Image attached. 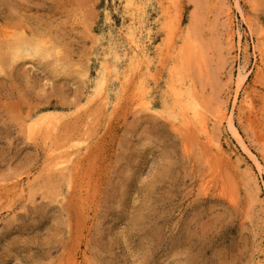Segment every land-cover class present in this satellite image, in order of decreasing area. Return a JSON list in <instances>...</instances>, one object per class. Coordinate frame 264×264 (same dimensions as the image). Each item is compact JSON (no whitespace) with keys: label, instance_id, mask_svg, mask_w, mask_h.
Segmentation results:
<instances>
[{"label":"rangeland","instance_id":"374dc122","mask_svg":"<svg viewBox=\"0 0 264 264\" xmlns=\"http://www.w3.org/2000/svg\"><path fill=\"white\" fill-rule=\"evenodd\" d=\"M237 1L241 12L234 0L138 1L148 44L165 63L155 62L146 76L154 103L168 94L167 66L177 61L176 54L173 62L168 56L181 46L183 31L197 41L199 54L182 71L183 81L213 113L211 131L230 154L219 161L160 113L135 111L126 99L112 111L85 103L93 84L80 72L88 63L95 78L103 39L94 36L105 28L104 9L116 25L131 17L121 12L120 0H0V38L8 29L23 30L55 45L64 60L0 63V264H264V36L258 38L264 0ZM240 64L244 77L237 85ZM115 83L110 93L128 97L130 90ZM247 93L253 123L238 116ZM224 104L261 171L217 115ZM43 108L70 118L57 133L30 138L28 115ZM68 136L75 145L62 147ZM85 146L66 192L50 167L52 156ZM17 181L25 183L23 191ZM61 191L64 199L56 195Z\"/></svg>","mask_w":264,"mask_h":264},{"label":"bare ground","instance_id":"6f19581e","mask_svg":"<svg viewBox=\"0 0 264 264\" xmlns=\"http://www.w3.org/2000/svg\"><path fill=\"white\" fill-rule=\"evenodd\" d=\"M120 1L123 3V9L121 10V12L123 13V11H127L129 12L131 17L128 22L121 21L120 25H116L113 20L111 11L108 8L104 9L103 18L105 22V28L103 30H100L99 36H94V39H103L99 52L96 53L97 70L95 72V78L91 80L92 74L90 73L89 66L87 65L88 63L80 72L85 81L93 84L85 97V103L89 105L92 102H95L98 109L103 111H112L116 107H118L124 101V99H126L130 102L132 108L135 111L140 110L150 113H160L161 116L165 118L175 130L188 138L195 139L199 144L202 145L203 148L207 149L208 152H212L214 157H216L218 160L220 159L225 161L229 159L230 154L226 152V150H224L223 143L221 142L219 137L216 138L211 131L212 128H210V121L212 119L213 113L211 114V112L208 110V102L206 103V100H204L203 97L195 95L192 89V84L187 86L186 82L183 81L184 72L182 71L186 69L191 58L193 56L196 57L199 54V51L197 50V41L190 34V32H188V30L183 31L181 35V46L177 50H175L174 53H171L170 51V54L168 56L169 58H172V62L174 59L173 54H176L177 56L176 64L174 63L167 66L168 73L170 75V81L166 85L168 94H164L162 96L159 104L154 103L148 87L149 85H147L145 82L146 76L151 75V70L153 66H155V62H158L160 65L165 66L164 60L158 53V50L154 48V46H150L148 44V42L151 41V33L149 31L143 32L144 30H142V28L145 27L143 25V22L145 21V16L143 13L145 10H142V8L140 7V3L138 2L139 0ZM234 1L236 9L241 12L238 1ZM8 4L10 3L8 2ZM140 12H142L141 19ZM230 13H232L231 7H228L225 14L226 18H230ZM122 16L123 15L121 14V17ZM228 23L229 22H227V24ZM250 24L251 23H249L248 26H251ZM8 30L3 31L0 38L2 39V41L0 42V50L5 48L8 54H4L6 55L5 59L4 55L2 56V54H0V63H4V61L10 60L14 64L13 60H19L20 58L22 59L24 57L37 56L41 58L53 57L54 63H64V60L63 62L60 61V59L62 58L57 56L60 51L56 49V46L52 43L50 44L48 41L42 38H32L23 30H21L20 33H15L12 31L8 32ZM88 31L92 32L91 29ZM231 31H228V33L225 32V39L227 38L228 43H230L229 41H231L232 39ZM263 36L264 31H260L258 38L261 39L263 38ZM262 43L263 42H261V44ZM9 65L11 66V63ZM181 65L183 67V70H180ZM4 67H6L5 64ZM242 68L243 64H240L237 67V75L235 77L238 82L237 85L241 81V78L244 77L241 74ZM1 70L2 69H0V71ZM231 75L232 74L229 75L230 78ZM116 81L121 82V89L124 91V93L130 90V92L127 93L128 97L125 98L124 95L122 96V93H120L119 95L115 93L114 96L110 93L111 91H114L115 87L113 86L116 84ZM109 82L111 83L110 87ZM157 105H159V110L157 108ZM224 106L225 104L218 108V112H216L218 113L217 115H220L227 120L228 128L230 129L236 142L241 147L243 152L248 156V158L255 164L257 170L261 171L260 162L256 158L255 154L247 146V144L243 141L234 123L232 113L227 116V112ZM78 108L81 109L80 107ZM84 109L86 108L84 107ZM253 109L254 107L252 106L251 95L250 93H247L244 96L242 103L238 107L239 118H244L245 120L253 123L255 121V118L253 117L256 116V113ZM67 113L69 114V112ZM67 113L60 114L59 110L51 108H43L33 111L28 115V119L26 120V132L28 136L32 138L36 134L43 133L51 135L57 133L65 124L66 120L70 118V116H67ZM213 116L215 117V115ZM63 134L65 135V133ZM68 137L69 138L67 139V141L64 142L63 145H61L62 147L66 146L67 148L75 145L74 142L76 141V138L70 136ZM49 149L51 150V148ZM88 150L89 147L85 146L82 151L74 150L65 153H63V151H59L57 154L52 156L51 165H48H50L53 171L59 174L60 181L66 184V192H68L72 187L70 184V179L78 166L77 162L79 161V158L84 156L88 152ZM201 151L204 152L202 149ZM204 153H206V151ZM75 161L77 162L75 163ZM214 171L216 170H213V172ZM247 173L252 179L253 184L258 188L257 177L255 176L252 169L248 168ZM207 182L208 181L205 179L202 184L206 185ZM24 184L17 181L15 182L14 186L20 191H23ZM63 194V191H61L56 195L59 197V199H64Z\"/></svg>","mask_w":264,"mask_h":264}]
</instances>
